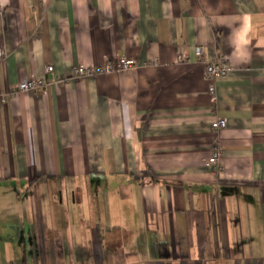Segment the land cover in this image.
I'll return each instance as SVG.
<instances>
[{"label": "crops", "instance_id": "crops-1", "mask_svg": "<svg viewBox=\"0 0 264 264\" xmlns=\"http://www.w3.org/2000/svg\"><path fill=\"white\" fill-rule=\"evenodd\" d=\"M0 49V264H264V0H0Z\"/></svg>", "mask_w": 264, "mask_h": 264}, {"label": "built area", "instance_id": "built-area-1", "mask_svg": "<svg viewBox=\"0 0 264 264\" xmlns=\"http://www.w3.org/2000/svg\"><path fill=\"white\" fill-rule=\"evenodd\" d=\"M196 54L204 60V54L200 48H196ZM5 53L0 49V63L4 60ZM185 56H180L179 60L182 61ZM137 65L136 61L132 58H116L114 60H106L103 65L96 67H85L78 66L74 68L71 74L63 78L64 81L69 79H80V78H92L110 73H119L128 71L135 68ZM232 70L228 60L223 56H216L214 59L205 62L204 74L207 82V91L209 95V101L212 108L216 103V83L215 81L219 78L225 77ZM53 72V67L47 65L45 67V74L50 75ZM45 81L43 78L24 80L14 86L9 93H31V94H43L45 88ZM5 103V95H0V107ZM226 127V120L222 117L214 115L211 123V129L213 132H218ZM221 149L218 145H214L212 152L208 160L206 161L207 166L218 168L219 159L221 157Z\"/></svg>", "mask_w": 264, "mask_h": 264}]
</instances>
